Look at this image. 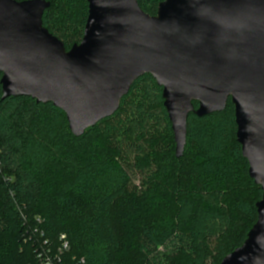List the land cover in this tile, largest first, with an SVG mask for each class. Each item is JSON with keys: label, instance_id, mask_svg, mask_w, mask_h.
Returning a JSON list of instances; mask_svg holds the SVG:
<instances>
[{"label": "trees", "instance_id": "obj_1", "mask_svg": "<svg viewBox=\"0 0 264 264\" xmlns=\"http://www.w3.org/2000/svg\"><path fill=\"white\" fill-rule=\"evenodd\" d=\"M47 1L43 25L69 50L82 40L88 3L64 0L63 27L78 32L70 42L50 27L53 2ZM137 1L153 16L164 0ZM1 78L0 73V264H40L38 253L56 252L62 235L69 244L61 256L65 264H121L118 212L139 213L127 203L132 171L147 172L151 129L164 124L175 146L162 88L151 75L140 77L114 115L77 138L65 113L52 104L3 97ZM236 131L230 99L221 113L189 116L183 156L162 155L145 178L146 184L168 187L174 210L164 219L135 221L133 264H220L244 243L257 221L262 191L249 176ZM247 191L254 199L231 205L233 193ZM233 211L244 221L234 220Z\"/></svg>", "mask_w": 264, "mask_h": 264}, {"label": "water", "instance_id": "obj_2", "mask_svg": "<svg viewBox=\"0 0 264 264\" xmlns=\"http://www.w3.org/2000/svg\"><path fill=\"white\" fill-rule=\"evenodd\" d=\"M86 1L82 40L67 50L43 25L51 2L0 0L3 97L52 104L79 138L149 74L162 88L176 158L189 116L221 113L230 99L262 198L246 240L220 264H264V0H164L153 16L137 0Z\"/></svg>", "mask_w": 264, "mask_h": 264}, {"label": "rangeland", "instance_id": "obj_3", "mask_svg": "<svg viewBox=\"0 0 264 264\" xmlns=\"http://www.w3.org/2000/svg\"><path fill=\"white\" fill-rule=\"evenodd\" d=\"M51 1L53 2V7L49 14L50 27H52L53 30H57L61 36L67 37L70 42L77 40L78 32L67 31L66 28L63 27V15L65 13L64 0ZM154 113L157 115L158 111H154ZM148 137L150 140L149 144L147 143L145 145L146 155H148L149 161L147 172L132 171V194L131 199L127 203V205L136 208L139 213L135 217H128V211H123L124 208H120L121 212H118V215L123 216L120 223L122 234V247L120 250L121 264H133L132 256L138 228V224H136L135 221L139 222L148 218L153 220H156L155 218H159V220L164 219L174 210V202L169 194L168 187L163 183L146 184L147 181H145V178L148 174L154 173V171L157 170L156 161H159L162 155L167 154L174 157L175 146L172 147L166 138L164 124L162 123L152 128ZM184 162L180 163V165H183ZM55 176L56 174L51 170L47 176L48 181L52 183ZM1 177L0 175V182ZM254 197L255 194L253 191L235 192L230 198V203L234 206L240 200L254 199ZM46 205V202L43 203L41 208L43 209ZM232 217L236 221H244L235 211H233Z\"/></svg>", "mask_w": 264, "mask_h": 264}, {"label": "built area", "instance_id": "obj_4", "mask_svg": "<svg viewBox=\"0 0 264 264\" xmlns=\"http://www.w3.org/2000/svg\"><path fill=\"white\" fill-rule=\"evenodd\" d=\"M62 244L56 252H51L50 249H43L38 253V259L40 264H65L62 262V254L64 250L68 249V241L66 240V235L60 237ZM79 263H84L83 259Z\"/></svg>", "mask_w": 264, "mask_h": 264}]
</instances>
